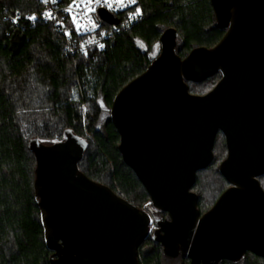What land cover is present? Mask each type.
<instances>
[{
    "label": "water",
    "instance_id": "95a60500",
    "mask_svg": "<svg viewBox=\"0 0 264 264\" xmlns=\"http://www.w3.org/2000/svg\"><path fill=\"white\" fill-rule=\"evenodd\" d=\"M210 4L217 27L225 30L222 40L182 59L178 32L166 29L158 57L110 109L123 162L151 207L167 214L153 235L146 210L79 170L85 141L66 131L57 143H29L51 264H140L148 237L162 245L166 258L181 256L191 264L238 263L247 253L264 259V0ZM99 17L120 23L104 9ZM217 74L210 92L190 93L189 83ZM218 133L227 147L219 173L230 187L201 215L192 189L197 173L214 160Z\"/></svg>",
    "mask_w": 264,
    "mask_h": 264
},
{
    "label": "trees",
    "instance_id": "16d2710c",
    "mask_svg": "<svg viewBox=\"0 0 264 264\" xmlns=\"http://www.w3.org/2000/svg\"><path fill=\"white\" fill-rule=\"evenodd\" d=\"M137 7L140 20L116 32L103 48L69 55L65 38L52 22L26 20L44 11L39 0H0V264H51L54 256L46 243L34 187L36 159L29 148L34 139L53 144L71 131L88 145L78 163L84 175L140 209L150 202L118 151L120 137L110 118L113 100L158 57L166 29L178 32L177 53L182 59L195 48L215 47L225 30L217 27L210 0H136ZM17 15L21 19L15 25L10 18ZM220 78L217 74L202 83H189L190 93L204 95L206 85H216ZM73 89L76 98L70 95ZM219 136L223 134L218 133L216 141ZM216 141L214 160L197 173L192 189L201 215L230 187L218 168L219 180L226 186L218 197L204 206L197 190L202 176L216 166ZM263 179L259 181L264 189ZM159 213L161 220L167 218ZM138 257L140 264H191L181 256L166 258L152 237L143 242ZM219 264H264V259L247 253L238 263Z\"/></svg>",
    "mask_w": 264,
    "mask_h": 264
},
{
    "label": "built area",
    "instance_id": "2783aa9c",
    "mask_svg": "<svg viewBox=\"0 0 264 264\" xmlns=\"http://www.w3.org/2000/svg\"><path fill=\"white\" fill-rule=\"evenodd\" d=\"M44 11L40 16L35 17L43 22H52L58 32L65 38V50L69 55H86L93 48H101L105 42L116 32L123 28H130L136 24L141 14L135 19L129 20V15L135 13L136 3L127 7L116 3V0H110L111 8L104 5L103 0L97 4L95 0H76L70 4H63L62 0H39ZM104 9L119 19V25H110L99 17V10ZM45 13H51L52 18H48ZM26 20L35 21V19ZM75 18V22L73 20ZM20 15L11 17L10 20L18 25ZM95 25V27H93ZM91 41V42H90Z\"/></svg>",
    "mask_w": 264,
    "mask_h": 264
},
{
    "label": "rangeland",
    "instance_id": "374dc122",
    "mask_svg": "<svg viewBox=\"0 0 264 264\" xmlns=\"http://www.w3.org/2000/svg\"><path fill=\"white\" fill-rule=\"evenodd\" d=\"M215 83H209L206 85V88L203 92H210L214 87ZM206 93V94H207ZM71 97L76 98L78 96V92L73 89L70 93ZM83 113H86V108L83 107ZM216 155V166L213 167L210 171L206 172L201 178V184L198 187V192L201 193L204 206H209L211 202H213L219 195V192L226 188V186L221 184L219 180L218 168L223 160L226 159L227 150L225 146V140L223 136H219L216 141L215 148ZM262 184H264V179L262 180ZM151 203L144 205L142 209L146 210L151 218V227H150V235H153L155 230L158 228L157 222H161V215L158 211L154 210L152 207L146 209L148 205Z\"/></svg>",
    "mask_w": 264,
    "mask_h": 264
},
{
    "label": "snow or ice",
    "instance_id": "6c2138e0",
    "mask_svg": "<svg viewBox=\"0 0 264 264\" xmlns=\"http://www.w3.org/2000/svg\"><path fill=\"white\" fill-rule=\"evenodd\" d=\"M44 2L47 3L48 0H44ZM52 2H55V0H52ZM95 2L97 4H100L101 3V0H95ZM103 3H104V5H106L109 8H111V6H112L110 0H103ZM116 3L119 4V5H121V6L127 7L130 4H135L136 3V0H116ZM140 14H141L140 9L137 7L136 10H135V13H131L129 15V20L135 19ZM45 15L48 18H52L51 13H45ZM29 19H35V17L34 16L33 17H29ZM73 20L75 22V18H73ZM93 27H95V25H93ZM100 47L103 48V45L101 44ZM153 55H155V52H153Z\"/></svg>",
    "mask_w": 264,
    "mask_h": 264
}]
</instances>
